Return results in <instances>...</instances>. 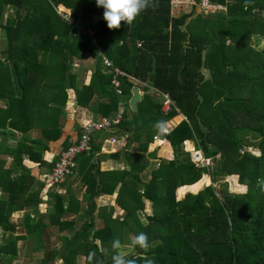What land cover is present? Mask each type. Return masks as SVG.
I'll return each instance as SVG.
<instances>
[{"label": "trees", "instance_id": "16d2710c", "mask_svg": "<svg viewBox=\"0 0 264 264\" xmlns=\"http://www.w3.org/2000/svg\"><path fill=\"white\" fill-rule=\"evenodd\" d=\"M207 1L224 7L232 19L221 28L224 14L196 15L193 19L202 20L203 33L208 37L192 42L187 29L193 19L189 23L186 19L194 13L195 4L190 12L174 17L170 0H155L154 11L142 12L130 26L122 22L119 29L109 30L104 10L95 0H0V139L11 138L15 143L13 147L0 143V264H11L18 253L17 242L22 236L15 232L21 225L12 221L17 211L34 209L38 219L22 229L27 237L39 239L38 249L46 250L43 230L47 225L39 212L45 186L30 175L24 161L47 165L51 170L54 167L55 163L47 164L44 154L61 138L66 91H76L77 104L109 95L108 105H101L100 112L113 116L118 111L125 91L117 96L112 89L111 76L98 57L100 52L126 75L122 80V88L129 90L126 93L134 86L130 80L137 81L147 93L137 111L129 109L131 118L122 113L118 131L131 137L147 132L151 140L150 131L167 118L161 113L160 95L168 96L177 113L186 118L179 120L166 137L172 159L153 172L145 190L155 209L143 231L150 248L137 250L128 258L137 264L148 260L153 264H264V191L257 184L264 180V0H233L232 4H226L227 0ZM6 8H13L14 14L4 17ZM59 10L68 13L76 26H69ZM209 23L214 29L208 30ZM254 37L261 39V49L241 51L230 64L226 39L248 43ZM84 55L95 60V67L87 83L76 89L71 65ZM242 79L249 82V97L230 96ZM239 108L259 126L243 125L236 131L231 111ZM174 114L176 111L168 117ZM209 127L216 128L212 133L220 129L217 133L223 136H209L204 130ZM33 130L40 132L37 138L30 136ZM240 130L257 132L258 142L244 143L238 136ZM184 142L188 152L194 151L189 143L193 142L209 165L193 162L190 153L184 151ZM70 143L66 138L62 151ZM5 157L13 160L7 169ZM229 175L236 176L238 185L232 186L244 187L243 194L227 190L224 178ZM176 190L179 197L186 191L196 194L186 193L176 200ZM48 196L52 202L50 222L58 227V233L71 229L72 221L60 220L70 210L75 211L72 204L64 208L67 194L51 191ZM93 212L89 206L91 222H84L72 237L58 234L62 243L47 257L44 252L42 264L57 259L61 264H76L79 256L86 264L89 260L112 264L111 241L120 240V234L111 228L90 234ZM5 233L9 235L4 237Z\"/></svg>", "mask_w": 264, "mask_h": 264}, {"label": "crops", "instance_id": "0c3cea01", "mask_svg": "<svg viewBox=\"0 0 264 264\" xmlns=\"http://www.w3.org/2000/svg\"><path fill=\"white\" fill-rule=\"evenodd\" d=\"M92 72L90 70L83 71L82 73L74 72L76 77L75 88L80 89L82 85H85ZM205 73L207 74L204 71ZM130 83L134 84L130 93H126L129 90H126V87L123 86L125 96L122 99L123 106L120 109L122 113L128 114L131 118L132 114L130 111L132 109L130 107V100L133 97V89L138 88L141 91L142 99L147 93L144 89L138 87L137 81L130 80ZM106 88L107 92L110 91L109 87ZM76 95L77 93L73 89L66 91V100L63 104L62 111L66 118L62 122V135L56 144L49 145L50 150L44 156L47 164L56 162L66 138L69 142L70 140L74 142L75 138L81 132L82 124L86 120L95 121L102 117H111V115L103 114L99 110L101 105H108L109 95L94 96L87 104H77L75 99ZM160 127L161 125L156 126L150 133L152 135L155 134ZM147 135L146 132V134H138L131 137L129 133L123 134L121 131H118L117 127L95 133L92 136L89 152L77 160L75 170L59 186L64 191L63 193L57 191V187H52L53 189L50 190L51 188H49L47 182L51 169H48L47 165L40 166L25 159L24 165L30 171V175L37 182L44 184V189H46L45 196L40 194L42 201L39 208L40 206H44L49 211L52 202L48 194L51 191H56L59 194H67L64 200V208L72 204L75 209V211L70 210V212H67L60 218L61 221H72L71 229L58 233V227L54 226L50 221V223L46 224L47 227L43 230L44 242L47 236L54 235V233H56L55 235L58 241L62 243L58 234H66L67 237H72L76 231L79 232L78 229L84 222H91L88 219V208L89 206H93L94 212L90 216L93 220L91 232L95 230L101 232L109 230L110 228L115 229L120 234L121 246H130L131 237L144 231V228L150 223L148 217L154 215L155 212L154 205L150 202L149 198L145 197V190L150 185L153 172L159 169L162 162L172 159V149L166 140L168 135L165 138L160 137V143L152 142V139L149 140V136ZM30 136L33 138L38 137L33 136L32 133ZM110 136L116 140L115 146H108L104 143V140ZM187 142H184L183 148H185V143ZM0 143L7 145V147H13L15 145L14 140L11 138H1ZM189 143L192 146L194 145L193 142ZM4 159L6 162L5 168H10L13 163L12 158L5 157ZM177 190L175 197L176 200H180L184 196L179 197ZM0 193L1 197L3 195L1 190ZM25 211L26 209L15 213L18 215ZM128 211L131 213V216L126 217L125 214ZM47 216L46 214L45 217L47 218ZM82 217L83 221L80 219ZM78 220L82 221V224L79 225L78 229H74L75 221ZM54 228L57 230L55 231ZM46 242H48V239ZM124 242L125 244H122Z\"/></svg>", "mask_w": 264, "mask_h": 264}, {"label": "rangeland", "instance_id": "374dc122", "mask_svg": "<svg viewBox=\"0 0 264 264\" xmlns=\"http://www.w3.org/2000/svg\"><path fill=\"white\" fill-rule=\"evenodd\" d=\"M232 1L233 0H227L226 4H230V3L232 4ZM193 2H194V0H193ZM199 2H200V0H199ZM199 2H197V3L194 2L195 6L199 7ZM191 7H192V5L190 6L188 4L182 5L180 7V9L178 8V10H179L178 13L176 12L175 9H174V11H171V13H172L173 16H179V15H181L183 13L190 12ZM14 11L15 10L13 8H6L5 12L3 13L4 14L3 16L4 17L5 16H10V15L12 16L14 14ZM24 12H25V10L22 9L21 10V14H23ZM218 13L224 14V20H222V23H220V26H221V28H225L229 24L228 23L229 20L232 19V16L227 14V10H225L224 7L211 4L210 7L200 8V12L198 14L214 16V15H216ZM201 23H202V20H200L199 18H195V19L192 20V22L188 26L187 30H188V34H190L192 42H194L196 40H198V41L202 40L203 41V40H206L207 37H208L207 35H205V33H203L204 27H203V25ZM206 25H209L208 30H209V28L211 30L214 29V26H213L212 23H209V24H206ZM216 35L219 38V36H218L219 34L216 33ZM261 47H262V41H261L260 38H257V37H254L253 40L251 42H248V43H246L244 41H241L240 43H235V42H233V41H231L229 39H226L225 48L227 50H225V53H226V55L228 57V61L230 63V62L233 61L234 57L239 55V53L241 51L249 50L251 48L254 49V50H258L259 51L261 49ZM1 50H3L2 45L0 46V51ZM99 55L102 56L101 52L98 54V57H99ZM1 58L2 57L0 55V59ZM73 62H74L73 65H71V70H72L73 73L74 72L82 73L83 71H86V70H90V72H92V70L95 67V60L91 59L89 55H84L80 61L74 60ZM249 88H250L249 82L246 81L245 79H242V81L240 80L238 85L236 86L235 94L232 93L230 96L233 95L235 97H240V98L249 97ZM231 112L233 113V116H235L234 118L231 119V124L234 126L235 129H236V127L242 128L243 125L259 126V124L257 123L256 120L250 118L249 116H246L245 111L242 108H239V109L231 111ZM227 115H228V113H227ZM221 123L224 124L223 122H221ZM204 130L209 131L208 133H209V136H211V137H217V134H221L223 136V134L221 132L217 133V132H219L220 129L216 133H212V132L216 131V128L210 130V127H209L208 129L204 128ZM224 131L226 132L227 130H224ZM236 131H237V129H236ZM31 133L33 134V136H39L40 135V132L37 131V130H33ZM238 136H239L240 139L243 140L244 143H248V144H256L258 142V140H259L258 133L250 131V130H246V131L245 130H240L238 132ZM227 137H229V135ZM193 150H194L193 152H188V151H185V148H184V151L190 153L192 158H193V155L195 157V154H196L195 151L197 149H195V147H193ZM242 150L249 151L251 154H254V155H258L259 154L255 149L248 148V147H243ZM222 154H224V151H222ZM222 154H221V156H223ZM44 156H45V154H44ZM221 156L219 155L218 158L221 157ZM224 179L227 182V190L230 193L243 194L244 187H242V186H240V187L239 186H237V187L232 186L233 184H237L238 185L237 180H236V176L229 175V176H225ZM47 183L49 184V180H48ZM206 186H208V185H206ZM52 189L53 188H51L50 190H52ZM57 191H59L61 193L64 192L59 187H57ZM188 192L189 191H186L182 196H184ZM41 194L43 196H45L46 195V189H43ZM44 199H45V197H44ZM39 212L43 215L44 223L45 224L50 223L49 222L50 221V217H49L50 215L47 216V218L45 217L46 214L48 215V209L47 208L45 209L44 206H40ZM148 213H150V212H148ZM38 217L39 216L36 214V212L34 211L33 208H27L25 212L19 213L18 215L15 213L12 216V221L14 223H16V224H20L21 225L19 227V229L15 232V235L16 236L19 235V236H22V237L17 242L18 253H17L16 257L13 259V261L11 262V264H42L41 259L44 257V252H46L45 253L46 254L45 257H47L49 255V253H50V250L52 248H57L59 246V244L61 243L56 238V235H55L56 233H54V235L51 234V236H47L48 242H46L47 239H45L44 243H45V246H46V250L44 249L45 251H43V248H41V249L37 248V244L39 243V239L38 238L36 240L34 238L27 237V235L25 234V232L22 229V226L24 227V226H27L28 223L29 224L30 223H34L38 219ZM82 221H79V220L75 221V228L74 229H78L79 225L82 224ZM54 230L56 231L57 229L54 228ZM1 233L3 234L4 232H1ZM46 233H48V232H46ZM90 234H92L91 231H90ZM7 235H9V234L5 233L4 237L7 236ZM125 242L122 243V244H125ZM137 250H142V249H139V248L133 249L132 247H130L128 245H125V246L122 245L121 248L118 251L125 253L127 256H130L131 254H134ZM61 263H62V261H59V259H57V261H45L44 262V264H61ZM76 264H86V262L84 261V257L83 256H79L78 259H77Z\"/></svg>", "mask_w": 264, "mask_h": 264}, {"label": "built area", "instance_id": "2783aa9c", "mask_svg": "<svg viewBox=\"0 0 264 264\" xmlns=\"http://www.w3.org/2000/svg\"><path fill=\"white\" fill-rule=\"evenodd\" d=\"M194 5L192 0H170V9L173 11L174 9L178 13L180 7L182 5ZM211 4L207 0H200L199 7H210ZM58 14L61 16L63 20L69 26H76L74 19L66 12L61 10L58 11ZM172 14V13H171ZM69 18V19H68ZM88 35H91L89 31H87ZM99 60L101 62V66L104 70H106L111 76L109 83L111 84L112 89L116 93L117 96L122 95V80L126 78V75L115 68L112 63L99 55ZM161 98V113L167 118L161 124L159 130L153 134L152 142L160 143V137H166L173 128L178 124L179 120H186V118L179 113L175 109L173 102L166 95H160ZM123 106L122 101L118 102V111L115 115L111 117H102L99 120H86L82 124L81 132L78 137L75 138L74 142L70 143V146L60 152L58 159L55 162L54 167L51 170L49 176V188L59 187L62 185L66 177L76 168L77 160L82 156L89 152L90 145L92 143V136L95 133L107 131L112 128H116L122 120V110L120 109ZM176 111V114L170 115L171 112ZM104 143L108 146H115L116 140L113 137H108L104 140ZM194 147V146H193ZM195 157L193 155L192 161L196 164H205V166L209 165V160L203 157V154L200 150L195 151Z\"/></svg>", "mask_w": 264, "mask_h": 264}, {"label": "clouds", "instance_id": "9594fccd", "mask_svg": "<svg viewBox=\"0 0 264 264\" xmlns=\"http://www.w3.org/2000/svg\"><path fill=\"white\" fill-rule=\"evenodd\" d=\"M95 3L97 7L103 8V19L109 30L119 29L122 22L130 26L142 12L148 9L154 11L157 7L155 0H95ZM257 184L264 191V180H258ZM110 246L112 264H137V260L128 258L125 253L117 251L121 248V241L118 238L113 239ZM130 246L133 249L139 248L147 251L150 248L147 234L140 232L132 236ZM89 256L95 259L96 255L90 253ZM89 264L93 262L89 260ZM146 264H153V262L148 260Z\"/></svg>", "mask_w": 264, "mask_h": 264}, {"label": "water", "instance_id": "95a60500", "mask_svg": "<svg viewBox=\"0 0 264 264\" xmlns=\"http://www.w3.org/2000/svg\"><path fill=\"white\" fill-rule=\"evenodd\" d=\"M199 12H200V7L196 6L192 16L186 19V23H188L191 18H194ZM180 81L182 82V76H180ZM141 100H142L141 91L138 88H134L133 89V97L130 100V107H131L132 111H134V112L137 111V104Z\"/></svg>", "mask_w": 264, "mask_h": 264}]
</instances>
